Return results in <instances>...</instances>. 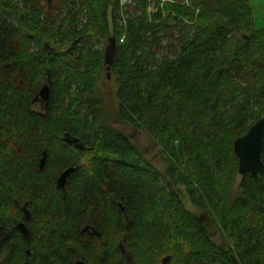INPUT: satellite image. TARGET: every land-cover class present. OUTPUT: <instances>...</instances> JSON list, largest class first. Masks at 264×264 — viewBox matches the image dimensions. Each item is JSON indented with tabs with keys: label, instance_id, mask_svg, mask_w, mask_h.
Wrapping results in <instances>:
<instances>
[{
	"label": "trees",
	"instance_id": "trees-1",
	"mask_svg": "<svg viewBox=\"0 0 264 264\" xmlns=\"http://www.w3.org/2000/svg\"><path fill=\"white\" fill-rule=\"evenodd\" d=\"M252 11L249 0H0V264H264V173L233 189V142L264 114ZM110 38L113 119L97 89ZM124 127L159 146L164 172Z\"/></svg>",
	"mask_w": 264,
	"mask_h": 264
},
{
	"label": "water",
	"instance_id": "water-1",
	"mask_svg": "<svg viewBox=\"0 0 264 264\" xmlns=\"http://www.w3.org/2000/svg\"><path fill=\"white\" fill-rule=\"evenodd\" d=\"M116 41L114 38L109 39V44L107 45L104 51V65L106 67V74L107 77L109 76V66L111 62L112 53L115 49ZM40 98L45 102L48 101L49 98V89L47 85H44L38 95L35 97ZM263 140H264V114L255 122L253 123L248 131L238 137L233 142V151L238 160V168L237 174L241 177L249 175L251 178L255 179L258 175L264 173V162L261 158L262 151H263ZM42 165V162H41ZM75 171V168H68L64 170L59 177L57 178V187L63 189L67 178ZM25 208H23V211ZM16 228L19 230L21 235L28 239L29 231L24 223H18ZM0 231L2 229L0 228ZM169 257H165L162 259V263H165ZM74 264H88L82 260H76Z\"/></svg>",
	"mask_w": 264,
	"mask_h": 264
},
{
	"label": "rangeland",
	"instance_id": "rangeland-1",
	"mask_svg": "<svg viewBox=\"0 0 264 264\" xmlns=\"http://www.w3.org/2000/svg\"><path fill=\"white\" fill-rule=\"evenodd\" d=\"M20 3V2H19ZM253 8V20L255 26L257 28H261L264 26V0H249ZM20 6V5H19ZM98 48H103V45L96 46ZM108 66V65H107ZM104 65V72L102 73L101 79L98 83L97 89L99 96L103 99L105 104V109L110 119L115 118L116 115V104L114 97V83L110 74L107 77L106 67ZM116 125V124H115ZM115 127H118L116 125ZM125 132L130 136L131 141L137 145L138 147L143 149V153L145 157L151 162V164L160 172H164L166 163L159 156L160 148L159 146H155L152 139L149 135L143 130H135L131 127L122 128ZM241 176L237 175L235 178L233 189L237 188L241 180ZM182 188V186H180ZM185 202V207L195 213H199V210L196 209L193 205H191L188 198L183 199ZM211 233H213V239L216 243H222V238L218 233H215V230L210 228Z\"/></svg>",
	"mask_w": 264,
	"mask_h": 264
},
{
	"label": "flooded vegetation",
	"instance_id": "flooded-vegetation-1",
	"mask_svg": "<svg viewBox=\"0 0 264 264\" xmlns=\"http://www.w3.org/2000/svg\"><path fill=\"white\" fill-rule=\"evenodd\" d=\"M32 102H33V106H32V107H33L36 111H38V113L41 112V109H42L43 105L45 104V101L40 100V98L38 97V98L34 99ZM69 141H70V143H71V142H73V143H77V142L74 141L73 139H70ZM59 175H60V174H59ZM59 175H58V176H59ZM58 176H57V178H58ZM57 178H56V184H57ZM22 209H23V208H22ZM24 215H25L26 220H27V221H30L31 216H30V210H29L28 208H26V209L24 210ZM87 229H88V228H86V230H87Z\"/></svg>",
	"mask_w": 264,
	"mask_h": 264
},
{
	"label": "built area",
	"instance_id": "built-area-1",
	"mask_svg": "<svg viewBox=\"0 0 264 264\" xmlns=\"http://www.w3.org/2000/svg\"><path fill=\"white\" fill-rule=\"evenodd\" d=\"M134 1H135V0H119V5H120L121 7H127V6L132 5V4L134 3ZM123 39H124V37H121V38L119 39V42H120V43H123Z\"/></svg>",
	"mask_w": 264,
	"mask_h": 264
},
{
	"label": "crops",
	"instance_id": "crops-1",
	"mask_svg": "<svg viewBox=\"0 0 264 264\" xmlns=\"http://www.w3.org/2000/svg\"><path fill=\"white\" fill-rule=\"evenodd\" d=\"M252 18H253V11H252ZM253 22H254V20H253ZM254 25H255V23H254ZM256 27V26H255ZM257 28V27H256ZM261 28H264V26L263 27H261Z\"/></svg>",
	"mask_w": 264,
	"mask_h": 264
}]
</instances>
